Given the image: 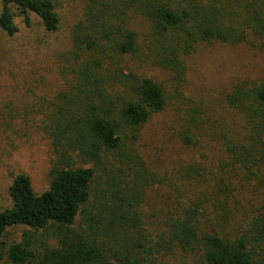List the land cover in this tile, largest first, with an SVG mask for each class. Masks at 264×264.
<instances>
[{"label": "trees", "instance_id": "obj_1", "mask_svg": "<svg viewBox=\"0 0 264 264\" xmlns=\"http://www.w3.org/2000/svg\"><path fill=\"white\" fill-rule=\"evenodd\" d=\"M0 3V29L9 37L19 32L18 18L32 27L35 16L46 33L61 29L56 0ZM252 38L264 40V0H86L72 46L61 54L64 89L42 120L54 157L50 183L39 195L28 175L15 176L12 206L0 211V260L188 264L196 255L202 264H264V204L233 212L236 193H264V80L252 90L238 83L226 95L246 134L224 135L222 178L213 183L205 168H186L192 196L156 234L139 211L143 189L161 181L138 153L144 129L173 112L178 138L202 150L213 130L203 103L186 93L187 59L203 44ZM240 174V186L222 181ZM18 227L29 230L8 244ZM38 232L55 245L38 249Z\"/></svg>", "mask_w": 264, "mask_h": 264}, {"label": "rangeland", "instance_id": "obj_2", "mask_svg": "<svg viewBox=\"0 0 264 264\" xmlns=\"http://www.w3.org/2000/svg\"><path fill=\"white\" fill-rule=\"evenodd\" d=\"M61 29L46 33L40 20L33 16L32 27L17 19L19 32L9 37L0 29V211L12 206L9 189L18 174L28 175L36 194H42L50 183L53 154L50 141L42 132V120L53 108V102L64 89L60 65L62 53L72 46V31L82 19L86 0H56ZM1 11V3H0ZM187 95L203 103L213 127L204 138L205 149L189 148L179 138L174 113L160 115L143 131L138 152L147 170L161 179L143 189L139 211L150 231L156 230L187 206L192 196L184 175L193 165L205 168L213 183L222 178L224 135L243 136L245 123L226 104L235 85L245 82L248 90L264 80V40L252 38L248 43L231 46L203 44L187 59ZM206 142V143H205ZM208 145V146H206ZM136 148V146H135ZM137 149V148H136ZM240 174L222 179L240 186ZM163 179V180H162ZM92 201L97 199L94 186ZM240 204L233 209L238 216L250 214L264 204V193L256 188L235 194ZM233 205V203H232ZM234 207V206H233ZM180 213V212H178ZM26 227L10 229L8 244L19 242ZM35 246L45 250L55 245L46 233H34ZM188 264H202L196 255L186 258ZM0 264H9L7 258Z\"/></svg>", "mask_w": 264, "mask_h": 264}]
</instances>
